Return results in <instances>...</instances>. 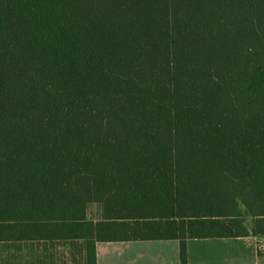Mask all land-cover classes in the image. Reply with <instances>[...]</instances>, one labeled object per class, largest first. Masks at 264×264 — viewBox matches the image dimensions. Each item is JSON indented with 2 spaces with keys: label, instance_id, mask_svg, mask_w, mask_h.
Listing matches in <instances>:
<instances>
[{
  "label": "trees",
  "instance_id": "1",
  "mask_svg": "<svg viewBox=\"0 0 264 264\" xmlns=\"http://www.w3.org/2000/svg\"><path fill=\"white\" fill-rule=\"evenodd\" d=\"M246 236L264 0H0V242Z\"/></svg>",
  "mask_w": 264,
  "mask_h": 264
},
{
  "label": "crops",
  "instance_id": "2",
  "mask_svg": "<svg viewBox=\"0 0 264 264\" xmlns=\"http://www.w3.org/2000/svg\"><path fill=\"white\" fill-rule=\"evenodd\" d=\"M258 240L256 236L190 238L188 264H264ZM261 245L264 247V240ZM96 264H180V242L178 239L98 241Z\"/></svg>",
  "mask_w": 264,
  "mask_h": 264
},
{
  "label": "rangeland",
  "instance_id": "3",
  "mask_svg": "<svg viewBox=\"0 0 264 264\" xmlns=\"http://www.w3.org/2000/svg\"><path fill=\"white\" fill-rule=\"evenodd\" d=\"M87 216L101 218V204H88ZM258 251L264 253V238H258ZM82 242L53 244L49 242H0V264H82Z\"/></svg>",
  "mask_w": 264,
  "mask_h": 264
}]
</instances>
